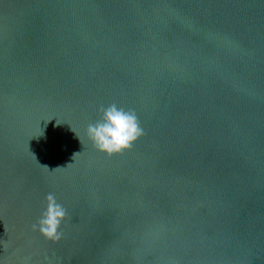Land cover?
Returning a JSON list of instances; mask_svg holds the SVG:
<instances>
[{
    "label": "water",
    "instance_id": "obj_1",
    "mask_svg": "<svg viewBox=\"0 0 264 264\" xmlns=\"http://www.w3.org/2000/svg\"><path fill=\"white\" fill-rule=\"evenodd\" d=\"M0 264H264V0H0Z\"/></svg>",
    "mask_w": 264,
    "mask_h": 264
},
{
    "label": "clouds",
    "instance_id": "obj_2",
    "mask_svg": "<svg viewBox=\"0 0 264 264\" xmlns=\"http://www.w3.org/2000/svg\"><path fill=\"white\" fill-rule=\"evenodd\" d=\"M99 119L88 125L86 136L101 153L107 156L128 150L143 134L138 118L133 111H126L115 104L100 109ZM46 206L33 225L44 238L56 242L62 233L60 226L67 213L53 194L46 198Z\"/></svg>",
    "mask_w": 264,
    "mask_h": 264
}]
</instances>
